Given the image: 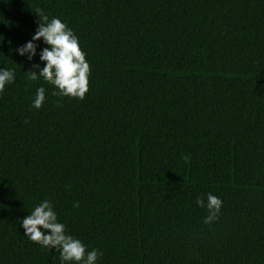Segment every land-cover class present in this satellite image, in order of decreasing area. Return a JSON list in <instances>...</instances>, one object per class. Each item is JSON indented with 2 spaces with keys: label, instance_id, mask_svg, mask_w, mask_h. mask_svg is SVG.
<instances>
[{
  "label": "trees",
  "instance_id": "1",
  "mask_svg": "<svg viewBox=\"0 0 264 264\" xmlns=\"http://www.w3.org/2000/svg\"><path fill=\"white\" fill-rule=\"evenodd\" d=\"M37 8L78 37L83 100L27 79ZM0 68V264H60L20 227L43 199L97 264H264V0H0Z\"/></svg>",
  "mask_w": 264,
  "mask_h": 264
},
{
  "label": "clouds",
  "instance_id": "2",
  "mask_svg": "<svg viewBox=\"0 0 264 264\" xmlns=\"http://www.w3.org/2000/svg\"><path fill=\"white\" fill-rule=\"evenodd\" d=\"M35 13L39 20L34 34L14 50L16 55L29 62L38 56L39 62L32 64V69L26 71L27 79H43L53 86L55 91L52 94L55 96L83 100L89 90L90 65L78 37L61 19H49L39 8L35 9ZM41 43L45 47L41 48ZM14 81V70L0 68V93ZM45 99V88L38 87L31 106L39 110ZM206 197V202L197 197L196 203L207 209L208 215L204 223L210 224L218 218L223 201L212 193H206ZM78 206V203L73 205ZM20 227L24 230L23 235L30 241L49 251H58L60 264H97L100 255L98 250H87L82 241L68 234L65 225L58 221L52 202L47 199L41 200L20 221Z\"/></svg>",
  "mask_w": 264,
  "mask_h": 264
}]
</instances>
